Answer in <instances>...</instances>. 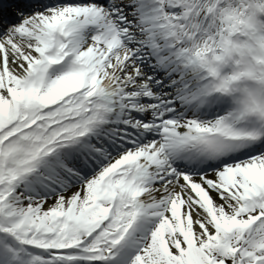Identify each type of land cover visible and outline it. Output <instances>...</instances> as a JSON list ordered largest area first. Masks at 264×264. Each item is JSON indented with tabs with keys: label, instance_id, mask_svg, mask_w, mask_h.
<instances>
[{
	"label": "snow or ice",
	"instance_id": "snow-or-ice-1",
	"mask_svg": "<svg viewBox=\"0 0 264 264\" xmlns=\"http://www.w3.org/2000/svg\"><path fill=\"white\" fill-rule=\"evenodd\" d=\"M0 264H264V0H0Z\"/></svg>",
	"mask_w": 264,
	"mask_h": 264
}]
</instances>
